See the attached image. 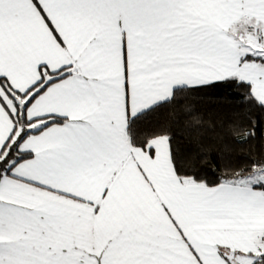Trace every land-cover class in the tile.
Instances as JSON below:
<instances>
[{"label": "snow or ice", "instance_id": "snow-or-ice-1", "mask_svg": "<svg viewBox=\"0 0 264 264\" xmlns=\"http://www.w3.org/2000/svg\"><path fill=\"white\" fill-rule=\"evenodd\" d=\"M0 264H264V0H0Z\"/></svg>", "mask_w": 264, "mask_h": 264}, {"label": "trees", "instance_id": "trees-1", "mask_svg": "<svg viewBox=\"0 0 264 264\" xmlns=\"http://www.w3.org/2000/svg\"><path fill=\"white\" fill-rule=\"evenodd\" d=\"M211 107H212V106H209V110H211Z\"/></svg>", "mask_w": 264, "mask_h": 264}]
</instances>
